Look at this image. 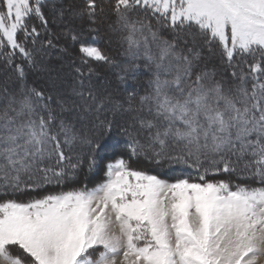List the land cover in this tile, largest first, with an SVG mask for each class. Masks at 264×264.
<instances>
[{"label": "snow or ice", "instance_id": "1", "mask_svg": "<svg viewBox=\"0 0 264 264\" xmlns=\"http://www.w3.org/2000/svg\"><path fill=\"white\" fill-rule=\"evenodd\" d=\"M48 3L0 0V264L264 260V0L69 4L93 32L108 24L119 62L53 32L64 11ZM61 35L79 44L68 72L50 62ZM85 165L102 178L66 189Z\"/></svg>", "mask_w": 264, "mask_h": 264}, {"label": "rangeland", "instance_id": "2", "mask_svg": "<svg viewBox=\"0 0 264 264\" xmlns=\"http://www.w3.org/2000/svg\"><path fill=\"white\" fill-rule=\"evenodd\" d=\"M51 1V0H49ZM53 2V3H52ZM75 0H52L45 7V12L50 13V12H55L57 15H59V12L61 11V5L63 6V11H64V16H63V22H60L59 20H56L55 17H53L52 22L50 23V28L53 32L56 33H66L68 30V26H71L73 28L78 29L81 33L82 36L85 40L91 41L93 37H96L99 45L100 43L102 44L101 47L104 49H108V54L112 55L115 52H119L122 50L118 43V39L115 33L111 32L108 28V24L105 23L100 26L99 33L97 34L96 32H93L88 24L87 21H80L78 19H69L68 15V5L71 3H74ZM115 42V43H114ZM56 48L51 49V56H50V62L53 65H60L61 63L64 64V71L68 72V63L71 61L72 58H77V63L79 62L78 60V48L79 44L73 43L70 37H66L64 35H61L60 39L58 41H55ZM61 48H66L67 51L61 52ZM116 48V49H115ZM114 52V53H113ZM97 69V74L100 79H103L104 77H109L112 78V71L108 66H100V65H93ZM30 79H35L37 83H40V79L38 76L35 74H32L30 76ZM113 84H115V81L113 79ZM121 154L127 155L126 150L121 149ZM134 167L138 168H143L145 170H148L152 172L153 167H156V162L151 161V160H145L143 157H141L139 160L133 159L132 161ZM87 172V167H85L80 171L81 176H83ZM154 171H157V174L163 175L164 172H170L174 173V175L180 176V172L178 170H173L169 167H157L154 169ZM162 172V173H158ZM88 173V172H87ZM97 174V173H88L87 177L85 179L78 178L77 182L69 181L66 182L65 188H71V187H79L77 185H80L81 183H87L89 187H92L96 182H98L102 178V172H99L97 175L98 177H91L92 175ZM91 177V178H89ZM164 178H167L164 176ZM176 177L171 176L169 179H174ZM87 179L90 181L87 182ZM22 198H27V197H22ZM259 264H264V260H261Z\"/></svg>", "mask_w": 264, "mask_h": 264}, {"label": "trees", "instance_id": "3", "mask_svg": "<svg viewBox=\"0 0 264 264\" xmlns=\"http://www.w3.org/2000/svg\"><path fill=\"white\" fill-rule=\"evenodd\" d=\"M52 1V0H51ZM51 1H49V2H51ZM55 1V0H54ZM53 3V2H52ZM52 3H48V4H52ZM54 43H55V41H54ZM115 43V42H114ZM102 44L100 43V46H101ZM116 49V48H115ZM107 51H108V49H107ZM114 53V52H113ZM110 56H112L117 62H119V61H121L124 57H123V50H120L119 52H115L114 54H112V55H110ZM115 134V133H114ZM120 139L121 140H123L124 139V137H120ZM121 149H123V148H121ZM121 149H119L118 151H120L121 152ZM125 157H127V155H125ZM189 163H191V162H189ZM157 165H156V167H153L154 169H156L157 167L159 168V167H169V168H171V169H173V170H178L179 172H180V176H188V175H191V176H193V177H195L196 176V171H195V169H193V168H190L189 167V165L188 164H184V163H179V162H177V161H175V160H171V159H163V160H161L159 163H156ZM154 169L153 170H151L152 171V173L153 174H157L156 172L157 171H154ZM84 172H86V171H84ZM158 173H162V172H158ZM98 174V173H97ZM97 174H94V175H92L91 177H98V175ZM87 175H88V173L86 172L83 176H81V175H79V178H81V179H85V178H88L87 177ZM161 175V174H160ZM162 177H167V178H170L171 176H174V177H178V175H174V173H171L170 174V172H164L163 173V175H161ZM91 177H89V178H91ZM92 179V178H91ZM88 181H90L89 179H87V182ZM74 182H77V181H74ZM77 186H80V185H77Z\"/></svg>", "mask_w": 264, "mask_h": 264}]
</instances>
